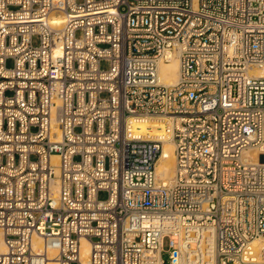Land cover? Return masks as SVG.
<instances>
[{
  "label": "built area",
  "instance_id": "obj_1",
  "mask_svg": "<svg viewBox=\"0 0 264 264\" xmlns=\"http://www.w3.org/2000/svg\"><path fill=\"white\" fill-rule=\"evenodd\" d=\"M263 68L264 0H0V264H264Z\"/></svg>",
  "mask_w": 264,
  "mask_h": 264
},
{
  "label": "bare ground",
  "instance_id": "obj_2",
  "mask_svg": "<svg viewBox=\"0 0 264 264\" xmlns=\"http://www.w3.org/2000/svg\"><path fill=\"white\" fill-rule=\"evenodd\" d=\"M254 74L264 76V68L255 70ZM159 77L160 81L165 84L178 82L179 58L177 56L172 57L170 62L161 63L159 65ZM135 126L140 127L143 131H146V129H154L156 131L158 128L162 127V124L155 120H147L143 122H136ZM53 158L57 159V156H54ZM254 162L258 163L257 158H254ZM157 173L163 181L171 180L175 175L174 146L170 142H166L164 145L163 154L157 163ZM36 241L38 243L37 246L41 247V240L36 238ZM253 245L259 256V260L264 262V239L255 240ZM81 254L84 263L87 264L90 256V244L85 238L81 240Z\"/></svg>",
  "mask_w": 264,
  "mask_h": 264
},
{
  "label": "rangeland",
  "instance_id": "obj_3",
  "mask_svg": "<svg viewBox=\"0 0 264 264\" xmlns=\"http://www.w3.org/2000/svg\"><path fill=\"white\" fill-rule=\"evenodd\" d=\"M35 43H37V40H36V39H35ZM8 65H9V66H12V65H13V61H12V60H9V61H8ZM103 67H104V68H107V67H108V62H104V63H103ZM99 196H100L101 199H106V198H107V193H106V192H101ZM164 258H165L166 260L168 259V255H167V253L164 254Z\"/></svg>",
  "mask_w": 264,
  "mask_h": 264
},
{
  "label": "water",
  "instance_id": "obj_4",
  "mask_svg": "<svg viewBox=\"0 0 264 264\" xmlns=\"http://www.w3.org/2000/svg\"><path fill=\"white\" fill-rule=\"evenodd\" d=\"M262 160L264 161V158Z\"/></svg>",
  "mask_w": 264,
  "mask_h": 264
}]
</instances>
